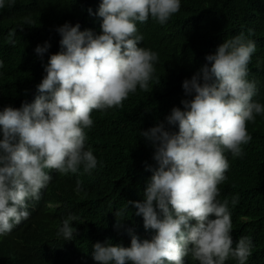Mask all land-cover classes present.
<instances>
[{"label":"clouds","instance_id":"1","mask_svg":"<svg viewBox=\"0 0 264 264\" xmlns=\"http://www.w3.org/2000/svg\"><path fill=\"white\" fill-rule=\"evenodd\" d=\"M14 3L0 0V8ZM180 5L181 0H100L94 13L100 19L98 33L80 30L78 22L55 27L60 50L42 64L38 94L19 107L0 108V236L28 221L56 171L64 177L97 167L86 146L92 111L120 107L137 88L147 91L155 72L158 54L139 46L143 35L137 22L152 18L163 25ZM88 12L93 15L91 8ZM22 23L31 25L32 20L25 17ZM14 34H8L13 45ZM50 47L45 41L34 52L43 60ZM254 51L255 42L243 32L223 40L182 81V107L173 106L164 121L140 130L139 136L154 149L156 166L145 164L152 175L143 200L127 201V207L135 209L134 222L122 219L114 225L125 236L118 231L116 240L97 239L98 225L82 221L74 226L75 218L69 215L56 233L60 252L44 264H77L83 259L99 264H185L189 255L193 264H226L230 258L249 264L252 240L241 234L233 246L231 236V205L237 197L230 204L221 186L229 169L225 152L242 156L251 140L246 123L264 115V104L253 99L255 82L247 78Z\"/></svg>","mask_w":264,"mask_h":264},{"label":"trees","instance_id":"2","mask_svg":"<svg viewBox=\"0 0 264 264\" xmlns=\"http://www.w3.org/2000/svg\"><path fill=\"white\" fill-rule=\"evenodd\" d=\"M99 2L15 0L13 6L0 8V108L19 107L38 94L42 64L60 50L56 26L78 22L80 30L100 31V19L94 15ZM25 17L31 18V25L22 23ZM137 29L143 35L139 46L158 54L148 90L137 88L120 107L92 111L93 126L85 130L86 146L97 158V167L90 173L82 168L69 172L59 180L51 177L28 221L19 230L0 236V264H44L48 256L60 252L56 233L69 215L75 218L74 226L82 221L98 225L97 239L115 238L120 231L114 227L117 221L129 224L135 209L127 207V201L143 200L152 175L145 164L156 166L154 149L139 136L140 130L164 121L173 106L182 107V81L190 78L205 63V54L214 52L223 40L243 32L255 42L247 78L256 85L253 99L264 104V0H181L179 11L165 24L149 18L137 22ZM10 31L15 33L14 45L8 42ZM45 41L51 47L41 60L34 48ZM246 129L251 140L243 146L244 154L233 157L225 152L229 169L221 189L230 204L237 197V203L231 205L233 246L241 234L247 235L253 244L249 264H264V115L247 122ZM76 263L99 264L93 259ZM185 264H193L191 255L185 257ZM226 264L236 261L230 258Z\"/></svg>","mask_w":264,"mask_h":264},{"label":"bare ground","instance_id":"3","mask_svg":"<svg viewBox=\"0 0 264 264\" xmlns=\"http://www.w3.org/2000/svg\"><path fill=\"white\" fill-rule=\"evenodd\" d=\"M63 177V174L62 173H59V172H56L55 174H54V176H53V179L54 180H59V179H61ZM119 233V235L122 237V236H125V231L124 230H121L120 232H118ZM115 239V238H114ZM116 240V239H115Z\"/></svg>","mask_w":264,"mask_h":264}]
</instances>
